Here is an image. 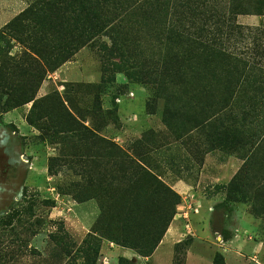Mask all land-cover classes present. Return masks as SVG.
Segmentation results:
<instances>
[{
    "label": "rangeland",
    "instance_id": "1",
    "mask_svg": "<svg viewBox=\"0 0 264 264\" xmlns=\"http://www.w3.org/2000/svg\"><path fill=\"white\" fill-rule=\"evenodd\" d=\"M36 1L0 0V126L18 137L19 149L17 161L13 144L0 152V264H151L118 244L131 209V218L151 224L148 213L160 190L153 191L155 181L179 204L176 184L191 189L192 196L182 197L197 213L185 222L195 234L207 218L219 264H264V105L238 116L244 104L237 103L233 115L224 112L189 132L203 117L185 101L171 100L174 116L166 126L168 93L158 97V85L141 82L131 68L162 60L163 40L154 33L159 36L161 18L186 6L185 30L203 28L202 38L214 35L210 43L250 65L254 75L244 87L250 96L252 86H264L258 75L264 72V0H149L156 8L145 19L128 8L144 0H107L108 28L53 71L4 27ZM197 7L204 17L192 13ZM237 11L242 14L233 15ZM176 89L169 87L174 100ZM254 92L264 96V89ZM23 93L34 100L22 105ZM252 154L242 175L250 189L230 192ZM88 202L97 219L88 232L77 231L78 206ZM184 238L174 251L181 260L194 239Z\"/></svg>",
    "mask_w": 264,
    "mask_h": 264
},
{
    "label": "trees",
    "instance_id": "2",
    "mask_svg": "<svg viewBox=\"0 0 264 264\" xmlns=\"http://www.w3.org/2000/svg\"><path fill=\"white\" fill-rule=\"evenodd\" d=\"M128 8L137 12V18L145 19V15L150 16L156 7L150 5L149 0H144L143 3L135 1L132 7ZM182 10L184 13H173L169 20L166 15L161 18L163 27L159 30V36L156 32L154 33L156 40L159 42L163 40L165 51L161 56L162 60L143 64L142 67H131L136 69L133 72L135 78L145 84L158 85L156 90L158 97L168 93V96L165 97L163 111L165 125L169 126V122L173 120L174 116L173 108L171 109V105H169L171 100L176 104L181 103L182 106L184 103H188L191 113L195 117H203L200 122L193 121L194 126L189 132L206 127L211 123V118H214V122L219 120V116L224 112L228 111L229 116L233 115L235 105L240 102L244 105L239 108L241 113H238V116L243 113H255L256 108L259 110L260 104L264 105V96L254 91H261L264 86L254 85L251 87L254 91L250 96L244 94L247 78L254 75L250 65L235 58L228 50L210 43L209 41H216L214 35L210 40L202 38L203 28L197 30L196 33L185 30L181 24L186 20L184 19L185 13L189 10L186 6ZM194 10L204 17L198 7L191 9L192 13ZM234 10L236 11V9ZM107 13V0H37L4 27L15 37L16 41H19L53 71L69 61L81 48L108 28L110 19ZM240 14L242 13L239 11L233 13L235 16ZM156 26L160 28L161 24H156ZM27 30H31L30 35L26 34ZM164 32L166 35L162 36V39L161 35H164ZM204 42L211 45H204ZM194 52L197 53V56L194 55ZM188 56L204 57V60L184 59ZM128 58H133L130 52ZM258 75L261 78L260 81L264 82V72L259 70ZM207 77L213 79L208 80ZM251 84H257V81L253 80ZM173 86L178 88L175 100L173 99L175 93L169 91V87ZM216 88L222 91L220 95L211 92ZM23 94L25 97L20 98L22 105L34 100L33 95L27 97V93ZM171 95H173L172 99ZM242 99L246 100V104ZM183 101L185 102L183 103ZM34 104L35 101L33 106ZM254 155L252 154L244 161L236 177L229 183L230 192L244 188L242 192L246 193L250 189L247 184L242 182V175L253 164ZM133 164L135 167L132 170L137 169L136 174H143L144 169L136 163ZM144 175L148 176L146 172ZM158 189L160 190L154 197V208L148 213V216H151V224L147 226L137 218H131L133 214L131 209L128 211L129 213L127 212L128 217L124 219L127 225L122 228L118 244L124 249L138 252L143 257H149L162 240L180 201L160 181H155L153 191ZM169 198L173 199L172 202H168ZM157 224L158 227H156ZM178 245L174 247V251ZM222 262L221 258H215L212 264ZM174 264H183V259L174 256Z\"/></svg>",
    "mask_w": 264,
    "mask_h": 264
},
{
    "label": "crops",
    "instance_id": "3",
    "mask_svg": "<svg viewBox=\"0 0 264 264\" xmlns=\"http://www.w3.org/2000/svg\"><path fill=\"white\" fill-rule=\"evenodd\" d=\"M0 152L5 155L7 153V146L9 143L13 144V148L10 151L15 152L16 161L18 160L19 149L16 146V142L18 137L15 135H10L7 133L2 126H0ZM210 152V151H209ZM208 152V153H209ZM176 187L180 190V198L181 203L177 206L176 215L174 216L172 222L170 223L168 229L166 230L162 240L150 255V257L146 258V261L150 262L151 264H173L174 261V247L177 244L182 243L185 238L189 235L193 236V240L191 241V245L189 246L188 250H186L184 257H183V264H212L213 257L216 252V247H219L215 242H212V238L209 231V223L204 219L203 223L195 225V234H192L193 231L191 228V224H186L185 219L181 217V213L184 210L186 203L184 202V198L182 195H190L191 189L186 187L184 184H176ZM206 203H213L212 200ZM78 206L80 211H82L81 218L78 217L77 220V231L79 230H86L93 226L95 220L97 219V208L96 206L91 203H84ZM196 215L190 211L189 217ZM188 225V229L186 228ZM199 229V230H198ZM198 233H201L198 236ZM190 233V234H188ZM197 234V235H196ZM212 242V243H211ZM129 252V251H128Z\"/></svg>",
    "mask_w": 264,
    "mask_h": 264
},
{
    "label": "built area",
    "instance_id": "4",
    "mask_svg": "<svg viewBox=\"0 0 264 264\" xmlns=\"http://www.w3.org/2000/svg\"><path fill=\"white\" fill-rule=\"evenodd\" d=\"M186 196L190 197V195H186ZM190 211L193 213H197V208H194L192 206V203L188 202V203H186V206L181 213V217H183L185 220H187ZM186 228L188 229V225H186ZM188 234H190V233H188Z\"/></svg>",
    "mask_w": 264,
    "mask_h": 264
}]
</instances>
